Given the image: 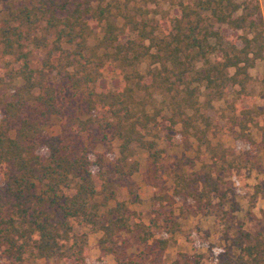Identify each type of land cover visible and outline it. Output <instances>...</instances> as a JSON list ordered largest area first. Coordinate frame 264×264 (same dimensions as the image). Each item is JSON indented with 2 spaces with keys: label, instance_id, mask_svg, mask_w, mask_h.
Masks as SVG:
<instances>
[{
  "label": "trees",
  "instance_id": "trees-1",
  "mask_svg": "<svg viewBox=\"0 0 264 264\" xmlns=\"http://www.w3.org/2000/svg\"><path fill=\"white\" fill-rule=\"evenodd\" d=\"M101 1L10 0L0 9V54L13 58L11 66L4 65L9 80L0 75V86H6L0 90V254L11 262L56 256L67 264H85L86 234L75 231L72 221L97 224L100 250L117 255L115 264L135 263L129 257L120 260L125 250L114 248L121 234L140 228L144 243L152 235L150 224L131 222L126 203L116 200L102 153L63 144L57 135L39 138L47 119L62 113L59 95L71 93L80 100L79 128L106 149L120 183L139 168L131 157L133 148L145 151L150 163H159L161 150L147 134L165 121L170 128L180 124L184 138L193 130L208 153L216 154L200 128L209 125L201 107L234 86L244 99L249 70L264 55L257 0H169L178 12L162 34L146 30L148 24L140 25L120 4ZM113 7L122 27L130 29L126 39H121ZM92 23L100 25L102 35L91 46ZM35 52L41 53L39 59ZM107 67L120 76L119 86L97 90L95 83ZM196 85L206 90L203 102ZM155 93L160 107L154 104ZM113 142L118 157L111 151ZM212 159L180 176L199 187L187 190L198 205H211L217 194L223 204L225 194L214 174L222 166L214 168ZM157 242L164 249L167 240ZM233 245L237 253L224 264H264L263 236L242 232ZM198 263L194 254L178 252L176 259L154 264Z\"/></svg>",
  "mask_w": 264,
  "mask_h": 264
},
{
  "label": "rangeland",
  "instance_id": "rangeland-1",
  "mask_svg": "<svg viewBox=\"0 0 264 264\" xmlns=\"http://www.w3.org/2000/svg\"><path fill=\"white\" fill-rule=\"evenodd\" d=\"M7 1L10 0H0V9ZM257 2L264 26V0ZM107 3L113 6L120 4L140 25L145 21L148 24L146 30L155 28L158 34L166 30L167 20L178 12L169 0L101 1L102 5ZM112 10L116 25L119 29L121 27V39H126L128 34L131 35L130 29L122 27L123 19L116 7ZM92 25L93 33L88 38L91 46L102 35L100 25ZM216 26L223 33H230L227 28L218 24ZM35 57L39 59L41 53L35 52ZM6 64L11 66L13 58L0 54V75L4 82L9 80L4 75ZM146 67L145 60L141 69ZM249 74L244 99L239 98L236 94L238 87L234 86L229 87L224 97L212 101L209 107H201L208 117L209 125L201 124L200 128H204L207 138L217 148L216 154L208 153L193 130L184 138L179 133L180 124L170 128L169 122L165 121L151 128L147 134V138L154 139L156 148L161 150L159 163H150L145 151L133 148L131 157L139 162V168L120 183L114 180L115 173L106 149L88 138L79 128L78 120L83 118L80 100L71 93H65L64 98L58 96L62 113L47 119L39 138L57 135L63 144L87 146L94 152L102 153L111 175V188L115 191L116 200L126 203L132 213L131 222L150 224L147 230L152 235L146 243L139 238V235H144L140 228L118 237L114 245L116 252L125 250L120 260L129 257L133 258L134 264L168 263L176 259L178 252H188L194 254L199 260L198 264H224L225 260L237 253L233 242L242 232L264 237V55L256 61ZM20 82L19 79L13 81L16 85ZM119 83L120 76L114 69L107 67L96 81L95 88L101 91L116 89ZM5 87L1 85L0 90ZM196 87L198 99L203 102L206 90L203 85ZM154 97V104L162 106L160 95L155 93ZM117 144L113 142L111 148L116 157L119 156ZM210 157L213 158L212 162H217L214 168L222 166L214 173L219 174V192L225 194L222 206L218 204V194L211 197V205L193 203L187 190H198L199 187L180 180L182 174L187 175L198 170L202 163L211 162ZM220 162L222 165H219ZM109 204H113V201ZM72 224L75 231L86 234L88 255L85 264H115L117 255L100 250L102 232L97 230V224L80 225L77 221H72ZM163 238L167 240L166 246L160 249L157 240ZM0 264L67 263L56 256L49 259L27 258L21 263H14L0 254Z\"/></svg>",
  "mask_w": 264,
  "mask_h": 264
}]
</instances>
